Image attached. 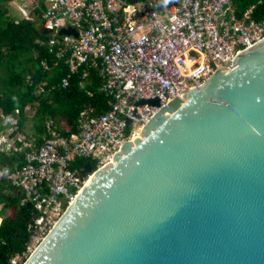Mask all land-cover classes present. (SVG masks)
<instances>
[{
	"label": "water",
	"instance_id": "1",
	"mask_svg": "<svg viewBox=\"0 0 264 264\" xmlns=\"http://www.w3.org/2000/svg\"><path fill=\"white\" fill-rule=\"evenodd\" d=\"M82 175L23 264H264V40Z\"/></svg>",
	"mask_w": 264,
	"mask_h": 264
},
{
	"label": "built area",
	"instance_id": "2",
	"mask_svg": "<svg viewBox=\"0 0 264 264\" xmlns=\"http://www.w3.org/2000/svg\"><path fill=\"white\" fill-rule=\"evenodd\" d=\"M235 1L35 0L43 27L51 31L47 46L66 58L70 69L60 88H68L81 67L95 68L103 78L100 91L111 103L101 115L82 112L75 132L63 134L48 120L40 145L22 134L19 110L3 116L0 150H12L19 142L24 164L0 162V180L18 188L21 205L36 211L30 241L10 264H23L58 222L89 179L82 175L87 163L93 171L111 163L162 108L201 88L216 69L264 40V17L255 18L262 2L240 16ZM62 29L77 35L60 34ZM45 86L39 85L37 93ZM156 99L160 106L139 105ZM81 160L88 162L78 164Z\"/></svg>",
	"mask_w": 264,
	"mask_h": 264
},
{
	"label": "trees",
	"instance_id": "3",
	"mask_svg": "<svg viewBox=\"0 0 264 264\" xmlns=\"http://www.w3.org/2000/svg\"><path fill=\"white\" fill-rule=\"evenodd\" d=\"M10 1L13 0H0V128L3 116L19 110V128L24 129L25 110L35 106L34 129L36 142L40 145L45 137L46 122L50 119H59V131L63 129L61 133L67 134L77 131L80 115L87 109H92L89 116L107 112L111 100L100 91L103 78L98 70L81 67L71 75L68 88H60L70 69L66 58L57 57L56 51L47 46L50 34H43L40 7H36L29 17L17 20L9 14ZM259 1L262 3L257 5ZM252 5H257L255 18L260 20L264 17V0L235 1L240 16ZM42 83H46L45 92L38 94ZM19 147V142L15 141L13 156L16 154L19 159L13 157L12 161L19 160L20 166L24 164V154ZM85 162L88 161L81 160L78 164ZM22 198L18 188L6 179L0 180V217L3 218L2 223L0 218V264H10L30 241L29 225L36 211L32 205H21Z\"/></svg>",
	"mask_w": 264,
	"mask_h": 264
},
{
	"label": "rangeland",
	"instance_id": "4",
	"mask_svg": "<svg viewBox=\"0 0 264 264\" xmlns=\"http://www.w3.org/2000/svg\"><path fill=\"white\" fill-rule=\"evenodd\" d=\"M9 5V14L11 17L18 19L26 18L30 15V13L35 9V0H13L8 3ZM38 105V104H36ZM26 112V123L24 126V129H22V134L25 135L27 138L31 140L36 141V134L34 129V116L36 114V108L35 106H28L25 110ZM55 121V124L58 128L59 126V119H53ZM65 121H63V124L65 125ZM62 124V125H63Z\"/></svg>",
	"mask_w": 264,
	"mask_h": 264
},
{
	"label": "crops",
	"instance_id": "5",
	"mask_svg": "<svg viewBox=\"0 0 264 264\" xmlns=\"http://www.w3.org/2000/svg\"><path fill=\"white\" fill-rule=\"evenodd\" d=\"M4 122L2 123V127L0 128V131H3L4 130ZM60 126V125H59ZM58 126V127H59ZM62 127V126H61ZM60 128H58V130H59ZM62 130L63 129H61V132H62ZM65 130H67V129H64V131ZM36 144H37V142H35ZM38 145V144H37ZM13 154H14V152L12 151V150H9V151H1L0 150V162L1 163H3V164H6L7 166H10V167H14V166H16V164L17 165H19L18 163H19V160L17 161V162H13L12 161V158L13 157H15L16 158V160H17V158L19 159V157H18V155H14L13 156ZM1 218V223H2V220H3V218L2 217H0ZM1 223H0V225H1Z\"/></svg>",
	"mask_w": 264,
	"mask_h": 264
}]
</instances>
